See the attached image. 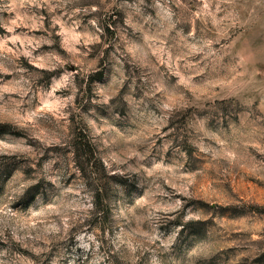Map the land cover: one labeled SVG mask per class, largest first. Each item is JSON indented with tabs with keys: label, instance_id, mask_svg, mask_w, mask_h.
Listing matches in <instances>:
<instances>
[{
	"label": "rangeland",
	"instance_id": "374dc122",
	"mask_svg": "<svg viewBox=\"0 0 264 264\" xmlns=\"http://www.w3.org/2000/svg\"><path fill=\"white\" fill-rule=\"evenodd\" d=\"M0 264H264V0H0Z\"/></svg>",
	"mask_w": 264,
	"mask_h": 264
},
{
	"label": "trees",
	"instance_id": "16d2710c",
	"mask_svg": "<svg viewBox=\"0 0 264 264\" xmlns=\"http://www.w3.org/2000/svg\"><path fill=\"white\" fill-rule=\"evenodd\" d=\"M76 140H77V143H76L77 145H76V147L74 149L75 150V154H76V157L78 159V162H80L79 163L80 167L82 169H84V167H83L84 162L81 161V155H83V156L87 155L86 152H89V154L91 155V150L88 147V143L86 142V140L84 139V137L82 135H79ZM87 160H90V159L87 158ZM85 164H87V163H85ZM90 165L92 166V169H93L92 172L98 173V168L94 165V163L92 162V163H90ZM99 187L100 186H98L97 192H96L97 196H99L100 193H101L100 192L101 189L99 190Z\"/></svg>",
	"mask_w": 264,
	"mask_h": 264
}]
</instances>
